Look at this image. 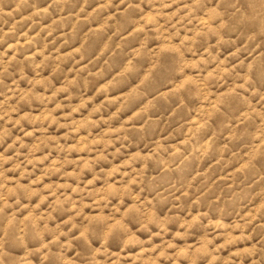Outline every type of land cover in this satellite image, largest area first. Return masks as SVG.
Instances as JSON below:
<instances>
[{
  "label": "rangeland",
  "instance_id": "1",
  "mask_svg": "<svg viewBox=\"0 0 264 264\" xmlns=\"http://www.w3.org/2000/svg\"><path fill=\"white\" fill-rule=\"evenodd\" d=\"M0 238V264H264V0H0Z\"/></svg>",
  "mask_w": 264,
  "mask_h": 264
},
{
  "label": "clouds",
  "instance_id": "2",
  "mask_svg": "<svg viewBox=\"0 0 264 264\" xmlns=\"http://www.w3.org/2000/svg\"><path fill=\"white\" fill-rule=\"evenodd\" d=\"M0 239H2V238H0ZM16 239L20 240L21 243H25L26 237H25V234H24V230L23 229H20L18 231V233L16 234Z\"/></svg>",
  "mask_w": 264,
  "mask_h": 264
}]
</instances>
